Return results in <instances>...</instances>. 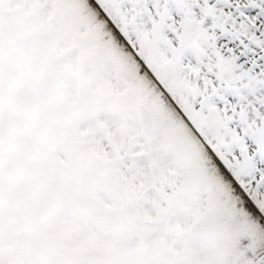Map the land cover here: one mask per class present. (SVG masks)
Here are the masks:
<instances>
[{
    "label": "snow or ice",
    "instance_id": "obj_1",
    "mask_svg": "<svg viewBox=\"0 0 264 264\" xmlns=\"http://www.w3.org/2000/svg\"><path fill=\"white\" fill-rule=\"evenodd\" d=\"M0 264H264V0H0Z\"/></svg>",
    "mask_w": 264,
    "mask_h": 264
}]
</instances>
